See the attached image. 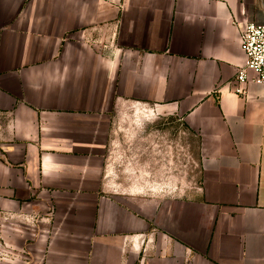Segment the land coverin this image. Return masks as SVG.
Wrapping results in <instances>:
<instances>
[{
    "label": "crops",
    "instance_id": "1",
    "mask_svg": "<svg viewBox=\"0 0 264 264\" xmlns=\"http://www.w3.org/2000/svg\"><path fill=\"white\" fill-rule=\"evenodd\" d=\"M247 24L264 25V0H0V264H264V86L237 82ZM130 104L200 140V192L170 232L112 194Z\"/></svg>",
    "mask_w": 264,
    "mask_h": 264
},
{
    "label": "rangeland",
    "instance_id": "2",
    "mask_svg": "<svg viewBox=\"0 0 264 264\" xmlns=\"http://www.w3.org/2000/svg\"><path fill=\"white\" fill-rule=\"evenodd\" d=\"M112 194L140 209L162 230H172L180 202L202 183L200 140L182 118L135 104L114 116L113 154L106 161Z\"/></svg>",
    "mask_w": 264,
    "mask_h": 264
},
{
    "label": "built area",
    "instance_id": "3",
    "mask_svg": "<svg viewBox=\"0 0 264 264\" xmlns=\"http://www.w3.org/2000/svg\"><path fill=\"white\" fill-rule=\"evenodd\" d=\"M241 47L246 59L238 70L237 82L264 86V25H245L241 30ZM235 94L246 97L243 88L236 89Z\"/></svg>",
    "mask_w": 264,
    "mask_h": 264
}]
</instances>
